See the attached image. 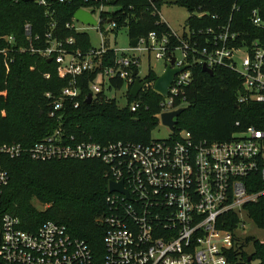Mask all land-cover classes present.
<instances>
[{"label":"built area","instance_id":"built-area-1","mask_svg":"<svg viewBox=\"0 0 264 264\" xmlns=\"http://www.w3.org/2000/svg\"><path fill=\"white\" fill-rule=\"evenodd\" d=\"M48 1L34 2L45 6ZM84 1L91 4L81 8L90 11L97 20L94 27L102 33L106 25L113 32L117 22L102 23L101 13L117 6L106 5L104 0ZM236 9L239 7L235 4L233 10ZM251 19L256 26L264 25L258 9L252 11ZM77 21L73 16L67 27L85 31L76 26ZM172 31L178 41L175 45L170 36L151 31L126 49L102 41L87 52L69 51L63 42L52 39V31L47 32L45 37L50 44L42 49L31 45L30 50L55 58L59 76L70 77V84L54 100L51 116L63 107L65 99L79 97L81 89L76 85V77L87 72L93 74L87 99L89 95L93 100L103 93L120 107L128 106L134 112L143 104L141 93L153 89L161 96L160 122L163 113L186 107L185 93L193 81L191 68L195 65H206L213 71L221 66L236 71L242 78L238 103L264 105V45L259 39L250 43L240 41V32L231 31L230 23L197 30L186 23L182 32ZM25 32L32 39L30 23L25 24ZM5 39L14 43L13 36ZM74 43L72 37L66 40L67 45ZM110 50L115 53V59L107 65L104 59ZM1 51L7 54V48ZM177 51L181 57L176 55ZM152 56L164 60L166 66L174 57L173 68L188 65L175 74L165 95L155 89L156 80L146 81V76L139 75L142 58ZM136 78L143 86L134 97L131 89ZM112 80H121L122 84L116 86ZM117 91H122L124 105H120L117 96H110ZM46 95L53 97L50 92ZM130 95L135 99L130 101ZM78 105L75 101L74 106ZM261 119L264 125V114ZM166 126L170 129L168 137L152 138L147 143L77 141L62 127L30 147L2 143L0 204L10 181L3 157L28 154L37 161L99 159L107 165L109 177L108 211L100 217L106 232L103 264H242L238 245L243 242L239 231L249 218L245 205L257 202L264 195V126H248L224 141L197 140L190 130L178 126V122L174 129ZM111 181L122 182L128 194L110 191ZM233 216L239 218L235 225H231ZM0 264H94V259L89 244L70 233L65 224L46 220L30 230L24 228L19 216L0 210ZM243 264H257V261Z\"/></svg>","mask_w":264,"mask_h":264},{"label":"trees","instance_id":"trees-1","mask_svg":"<svg viewBox=\"0 0 264 264\" xmlns=\"http://www.w3.org/2000/svg\"><path fill=\"white\" fill-rule=\"evenodd\" d=\"M104 2L117 7L101 13L102 23L109 19L116 21L117 27L113 32L126 27L131 45L151 31L159 36L166 34L174 45L177 44L172 28L160 15L163 0ZM171 2L190 12L187 24L196 30L230 23L231 31L240 32V41L250 43L259 39L264 45V25L256 26L251 19L252 11L258 9L264 20V0ZM235 4L239 9L233 10ZM81 7H91V4L84 0H72L70 3L49 0L44 6L37 2L0 0V144L21 143L30 147L58 127H62L67 135H74L77 141L147 143L152 139V131L159 124L161 96L153 89L142 92L143 104L135 112L128 106L120 107L103 93L88 101V84L93 74L87 72L76 77V85L81 89L79 97L76 100L65 99L63 107L51 116L54 100L70 84V77L59 76L55 58L44 57L30 48L47 47L50 43L45 34L52 31V39L63 42L69 51H89L93 47L89 34L67 27ZM197 13L203 15L198 16ZM26 23L32 25V39L25 32ZM37 35L39 39L35 38ZM5 36H13L14 43H9ZM71 37L75 43L67 45L66 40ZM5 48L7 54L1 51ZM20 48L26 50L19 52ZM114 59L115 53L110 50L104 63L110 65ZM191 69L193 81L186 89L187 105L178 117V126L190 130L197 140L209 141L229 140L235 132L251 125L264 126L261 119L263 104L238 103L242 87L239 73L224 66L215 68L213 74L204 71L201 65ZM157 77L158 74L149 69L145 80L154 81ZM112 82L116 86L122 84L121 80ZM48 92L53 97H47ZM129 99L135 98L130 95ZM75 101L79 102L77 107L74 106ZM3 165L9 171L10 181L0 204L1 211L19 216L24 228L30 230L46 220L65 224L70 233L89 244L94 264L104 263L106 232L100 217L108 211L106 164L99 159L37 161L24 154L17 158L3 157ZM34 200L46 207L38 209ZM245 208L248 217L264 229V195ZM238 220L233 216L231 225ZM245 240L238 245L244 260L242 264L248 261L249 256L257 264H264V241L252 236ZM246 243L252 244L251 253L244 250Z\"/></svg>","mask_w":264,"mask_h":264},{"label":"rangeland","instance_id":"rangeland-1","mask_svg":"<svg viewBox=\"0 0 264 264\" xmlns=\"http://www.w3.org/2000/svg\"><path fill=\"white\" fill-rule=\"evenodd\" d=\"M161 16L164 21L168 23V25L177 32H182L183 26L187 23V19L190 16V12L182 6L175 5L171 2V0H163V4L161 7ZM76 26L78 28L83 27L84 30L90 36V42L93 46H100L102 41L106 45H111L115 48L126 49L130 47L128 32L126 27H122L120 30L116 32H111L106 25L103 26L105 29L102 33L99 32V29L92 25H86L79 21L76 22ZM178 57H181V53L179 51L176 52ZM166 67L165 61L162 59H156L154 56L149 58H142L140 65V73L139 75L143 78L148 74L149 69L154 70L158 75H160ZM110 96H117L120 105L125 104V99L122 96V91H117L116 93H111ZM122 96V97H121ZM170 134V129L160 121L158 126L152 131V138L160 139L166 138ZM34 205L39 209H44L46 206L38 202L37 200L33 201ZM252 236L256 239L264 241V229L260 228L256 222L252 219L247 218L245 220V226L239 231V237L243 242H245L246 238ZM244 250L247 253H251L253 251L252 244L246 243L244 245Z\"/></svg>","mask_w":264,"mask_h":264},{"label":"water","instance_id":"water-1","mask_svg":"<svg viewBox=\"0 0 264 264\" xmlns=\"http://www.w3.org/2000/svg\"><path fill=\"white\" fill-rule=\"evenodd\" d=\"M21 1L34 2L36 0H21ZM74 17L86 25H92V26L97 25V20L94 18L92 13L84 8L78 9L74 13ZM110 21L111 19L108 20V22ZM174 62H175V58L173 57L170 63L167 64L165 70L158 76L154 84L155 89L164 95L168 93V88L171 82L173 81L175 74L178 73L180 70L188 67V65H186L184 67L173 68L172 65L174 64ZM203 70L209 72L210 74L214 73V71L208 68L206 65H203ZM136 75H137V71L134 72V76ZM142 86H143V82L140 81L139 78H136L134 85L131 89V94L134 97H137ZM88 101H91V95L88 96ZM184 109L185 108H180L172 112L163 113L162 122L166 125H169L171 129H174L175 124L178 122V120L175 119V117H179L180 114L184 111ZM109 190L128 194V191L124 188V185L122 182L117 183V182L111 181L109 184ZM251 260H252V257L249 256L248 261H251Z\"/></svg>","mask_w":264,"mask_h":264},{"label":"crops","instance_id":"crops-1","mask_svg":"<svg viewBox=\"0 0 264 264\" xmlns=\"http://www.w3.org/2000/svg\"><path fill=\"white\" fill-rule=\"evenodd\" d=\"M173 30V29H172Z\"/></svg>","mask_w":264,"mask_h":264}]
</instances>
